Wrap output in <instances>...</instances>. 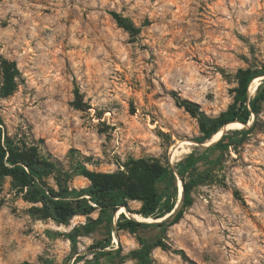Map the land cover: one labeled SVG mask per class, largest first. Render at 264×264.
I'll use <instances>...</instances> for the list:
<instances>
[{
	"label": "rangeland",
	"instance_id": "1",
	"mask_svg": "<svg viewBox=\"0 0 264 264\" xmlns=\"http://www.w3.org/2000/svg\"><path fill=\"white\" fill-rule=\"evenodd\" d=\"M112 12L140 32L119 27ZM7 62L19 71L15 93L0 95L8 132L34 141L70 187L83 189L90 182L77 165L115 173L129 158L176 166L194 152L212 155L203 149L212 139L195 142L198 121L173 94L210 116L229 108L239 71L264 65V0H0V91ZM236 128L225 130L233 144L193 189V205L164 233L168 249L156 248L151 264H264V103L248 136L233 135L246 129ZM11 181L0 187V264L94 260L92 238L80 237L73 257L67 235L99 211L67 225L34 218ZM46 182L58 189L54 176ZM118 243L122 264H137V235L115 230L111 248Z\"/></svg>",
	"mask_w": 264,
	"mask_h": 264
},
{
	"label": "trees",
	"instance_id": "2",
	"mask_svg": "<svg viewBox=\"0 0 264 264\" xmlns=\"http://www.w3.org/2000/svg\"><path fill=\"white\" fill-rule=\"evenodd\" d=\"M111 15L117 25L129 33L136 35L140 32L128 18L116 12H112ZM18 75L16 62H7L3 70L1 97L8 98L15 93ZM257 81H260V85L252 96L250 87ZM75 93L79 96L78 89ZM173 98L179 108L184 109L198 121L200 136L195 142L203 146L230 124L234 123L231 126L241 128L240 125H236L239 123L246 125L252 121V126L255 125L264 103V65L260 69L249 67L239 71L233 102L219 116L208 115L198 103L183 99L175 93ZM75 106L81 109V102L78 99ZM252 126L249 129L236 130L232 134L246 137ZM221 136L219 138L218 134L212 146L203 148L205 151L214 149L212 155L206 157L203 153L194 152L176 166H165L150 158H129L123 165L124 170L115 173L96 172L85 165H77L76 174L86 178L90 185L76 189L68 185L67 178H63L58 166L42 153L34 141L11 136L0 117V187L7 178H11L12 185L24 193L27 202L34 205L30 210L34 218L53 219L59 224L67 225L76 216L90 218L93 213L99 211L100 216L97 220L76 226L67 235L73 246V257L78 254L79 238L90 237L95 242L90 248L94 260L88 264H103L102 259L109 261L110 258H116V264H122L120 247L111 248L112 234L115 230H127L137 235L140 245L130 253V257L137 264H151V255L156 248L168 249L163 240L164 233L169 227L178 224L186 210L193 205V189L205 182L206 173L215 167L220 152L233 144L232 140L226 142L228 133L225 132ZM51 176L56 180L57 190L46 182ZM178 177L184 187L179 204ZM132 201L140 202L141 208L137 211L131 210L129 203ZM122 207H126L132 215L163 220L141 222L123 213L116 221L115 216ZM103 228L106 229V234L100 235ZM154 230L159 233L157 236H145L144 233ZM43 264L55 263L47 259Z\"/></svg>",
	"mask_w": 264,
	"mask_h": 264
},
{
	"label": "bare ground",
	"instance_id": "3",
	"mask_svg": "<svg viewBox=\"0 0 264 264\" xmlns=\"http://www.w3.org/2000/svg\"><path fill=\"white\" fill-rule=\"evenodd\" d=\"M259 82L260 81H257V82H254V85H253V87H252V90L251 91H253V93H255V91H256V89H257V87L259 86ZM251 123V122H250ZM237 124V123H236ZM231 125H233V124H230V125H228V127L229 128H232V129H234L235 127L234 126H231ZM240 125V127H244L243 125H241V124H238V125H236V126H239ZM237 129V128H236ZM218 134H219V138H220V136L222 135V132H219V133H217L213 138H212V140L210 141V142H208L207 143V145H209V144H211V143H213L214 142V140L217 138V136H218ZM182 149H183V146H182ZM187 149V148H186ZM189 149V148H188ZM177 150V149H176ZM185 150V149H184ZM180 152V151H179ZM190 153V152H189ZM175 154V153H174ZM180 155V154H179ZM173 156H175V155H173ZM182 156V155H181ZM176 157H179V156H176ZM173 161V160H172ZM182 196H183V185H182V183L179 181V183H178V197H179V201H180V199L182 198ZM180 203V202H179ZM123 213H125V210L124 209H121L119 212H118V216H120L121 214H123ZM133 217H135V219L136 220H138V221H141V222H155V221H157V222H159V221H162L163 219H159V220H153V219H151V218H143V217H141V216H139V215H133Z\"/></svg>",
	"mask_w": 264,
	"mask_h": 264
},
{
	"label": "water",
	"instance_id": "4",
	"mask_svg": "<svg viewBox=\"0 0 264 264\" xmlns=\"http://www.w3.org/2000/svg\"><path fill=\"white\" fill-rule=\"evenodd\" d=\"M257 90V89H256ZM236 123H239V122H236ZM234 124V123H233ZM239 124H242V123H239ZM244 127L243 128H246V129H248V128H250L251 126H252V123H248V124H242ZM225 130L227 131L228 130V126L224 129V130H222V131H220V132H222V135L225 133ZM180 182L182 183V181L180 180ZM182 185H183V183H182ZM183 191H184V187H183ZM180 202V201H179ZM179 202H178V204H179ZM121 209H124L125 210V213H130L128 210H127V208L126 207H122ZM120 209V210H121ZM133 218H135V217H133ZM160 222V221H159ZM120 246V244L118 243V247Z\"/></svg>",
	"mask_w": 264,
	"mask_h": 264
}]
</instances>
